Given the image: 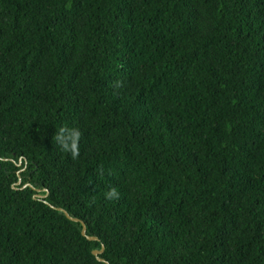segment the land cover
Masks as SVG:
<instances>
[{"label": "trees", "instance_id": "obj_1", "mask_svg": "<svg viewBox=\"0 0 264 264\" xmlns=\"http://www.w3.org/2000/svg\"><path fill=\"white\" fill-rule=\"evenodd\" d=\"M0 264H264V0H0Z\"/></svg>", "mask_w": 264, "mask_h": 264}, {"label": "clouds", "instance_id": "obj_2", "mask_svg": "<svg viewBox=\"0 0 264 264\" xmlns=\"http://www.w3.org/2000/svg\"><path fill=\"white\" fill-rule=\"evenodd\" d=\"M81 132L79 129L67 127H61L55 133L54 139L61 147V150L65 153H70L72 159H76L79 156V140ZM106 199L112 200L119 198V193L115 187H110L105 193Z\"/></svg>", "mask_w": 264, "mask_h": 264}, {"label": "water", "instance_id": "obj_3", "mask_svg": "<svg viewBox=\"0 0 264 264\" xmlns=\"http://www.w3.org/2000/svg\"><path fill=\"white\" fill-rule=\"evenodd\" d=\"M19 183H20V180H18V181L16 182V184H19ZM25 186H30V187H31L30 183H25L24 185H22V188L25 187ZM33 189L36 191V193L34 194V197H37V198H43V197L46 196V194L41 195V194L39 193L40 190H39L38 188H33ZM52 207H53V206H52ZM53 208H55V209L58 210V211H61V212H62V213H63V214L69 219V220H72V221H75V222H80V224H81V230H80V233H81L82 236H85L88 240H97V239H98L96 236L86 235V226H85L84 222H82L79 218H77V217H72V216H71L66 210H64L63 208H60V207H53ZM103 249H104V246L101 245V248H100L99 250H97V249L93 250V251H92V254L96 256L97 260L102 261V262H106L103 258H101V257L99 256V254L103 251ZM106 263H107V262H106Z\"/></svg>", "mask_w": 264, "mask_h": 264}, {"label": "flooded vegetation", "instance_id": "obj_4", "mask_svg": "<svg viewBox=\"0 0 264 264\" xmlns=\"http://www.w3.org/2000/svg\"><path fill=\"white\" fill-rule=\"evenodd\" d=\"M20 164V162L18 163V165ZM18 173V172H17ZM20 180V179H19ZM21 181V180H20ZM25 183H27V182H25Z\"/></svg>", "mask_w": 264, "mask_h": 264}]
</instances>
